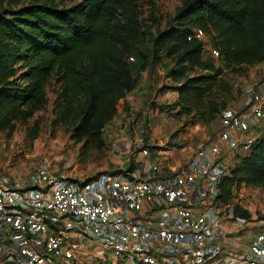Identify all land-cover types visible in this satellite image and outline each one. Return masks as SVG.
<instances>
[{
  "label": "trees",
  "instance_id": "trees-1",
  "mask_svg": "<svg viewBox=\"0 0 264 264\" xmlns=\"http://www.w3.org/2000/svg\"><path fill=\"white\" fill-rule=\"evenodd\" d=\"M198 29L233 71L264 62V0H181L155 31L141 22L138 0H0V128L31 118L55 86L58 120L85 148L101 149L119 101L162 58L171 62L165 77L174 107L186 114L211 107L213 116L220 69L202 59ZM235 157L219 185L222 205L242 186L264 189V131Z\"/></svg>",
  "mask_w": 264,
  "mask_h": 264
},
{
  "label": "built area",
  "instance_id": "built-area-1",
  "mask_svg": "<svg viewBox=\"0 0 264 264\" xmlns=\"http://www.w3.org/2000/svg\"><path fill=\"white\" fill-rule=\"evenodd\" d=\"M250 92L174 168L140 134L131 169L70 178L41 165L18 181L0 173V264H264V222L254 227L218 198L228 155L262 133L264 75Z\"/></svg>",
  "mask_w": 264,
  "mask_h": 264
},
{
  "label": "rangeland",
  "instance_id": "rangeland-1",
  "mask_svg": "<svg viewBox=\"0 0 264 264\" xmlns=\"http://www.w3.org/2000/svg\"><path fill=\"white\" fill-rule=\"evenodd\" d=\"M138 3L141 22L155 31L165 27L181 0H138ZM202 41V59L220 69L222 81L211 94H215L216 100L212 101L219 109L213 116L211 107L204 114H186L174 107L177 94L167 87L174 83L165 77L171 62L162 58L145 77L141 76L135 90L119 101L116 116L103 130L105 145L101 149L85 148L83 141L72 136L70 126L58 120L52 105L55 86H51L47 89L48 102L44 108L25 121L14 122L12 128H0V173H9L18 181L41 165L52 173L70 178L125 170L138 152L134 143L140 134L147 137V143L155 146V150H170L167 154L178 157L182 161L180 165L184 164L198 147L216 136L223 110H239L246 106L253 84L264 75V62L243 71H233L218 56L212 55L208 36ZM36 119L39 124L34 129ZM235 156L227 160L229 169ZM232 195L230 204L254 222L251 225L255 227L264 222V189L242 186Z\"/></svg>",
  "mask_w": 264,
  "mask_h": 264
},
{
  "label": "crops",
  "instance_id": "crops-1",
  "mask_svg": "<svg viewBox=\"0 0 264 264\" xmlns=\"http://www.w3.org/2000/svg\"><path fill=\"white\" fill-rule=\"evenodd\" d=\"M146 72L147 71H144L142 74H141V76L142 75H144V77L146 76ZM137 87V86H136ZM135 87V88H136ZM135 88H134V90H135ZM133 91V90H132ZM131 91V92H132ZM147 138V137H146ZM157 152L160 154V155H158V157H159V159H160V162H161V165L164 167V170H167V169H169V168H174V167H177V166H180V164H181V162L182 161H180V159L178 158V157H173V155L171 154V156L169 155V154H167V153H171V151L170 150H157ZM164 152V153H163ZM193 155V154H192ZM191 155V156H192ZM190 156V157H191ZM189 157V158H190ZM229 157H231L230 155H228V157H227V160H229ZM187 161H188V159H187ZM185 163V162H184ZM224 206H226V207H228V206H231V207H233L230 203H228V204H226V205H224ZM234 209V208H233ZM235 212H236V214H238V215H241L239 212H237L236 210H234ZM226 223H228V221H226ZM225 227H227L226 225H224ZM234 228H237L236 226H234ZM93 254H98L99 253V251L98 250H92L91 251ZM88 262L89 263H91L92 262V259H89L88 260ZM88 263V264H89Z\"/></svg>",
  "mask_w": 264,
  "mask_h": 264
}]
</instances>
